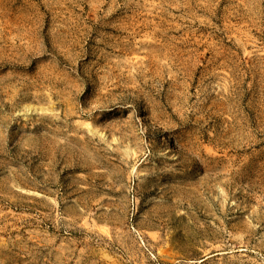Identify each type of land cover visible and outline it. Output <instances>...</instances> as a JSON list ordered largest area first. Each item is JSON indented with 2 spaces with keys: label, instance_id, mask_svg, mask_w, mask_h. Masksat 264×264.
Segmentation results:
<instances>
[{
  "label": "rangeland",
  "instance_id": "1",
  "mask_svg": "<svg viewBox=\"0 0 264 264\" xmlns=\"http://www.w3.org/2000/svg\"><path fill=\"white\" fill-rule=\"evenodd\" d=\"M0 264H264V0H0Z\"/></svg>",
  "mask_w": 264,
  "mask_h": 264
}]
</instances>
